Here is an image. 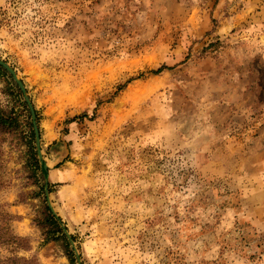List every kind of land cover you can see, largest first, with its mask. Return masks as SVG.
Wrapping results in <instances>:
<instances>
[{
    "label": "rangeland",
    "instance_id": "rangeland-1",
    "mask_svg": "<svg viewBox=\"0 0 264 264\" xmlns=\"http://www.w3.org/2000/svg\"><path fill=\"white\" fill-rule=\"evenodd\" d=\"M0 59V264H72L49 204L81 264H264V0H0Z\"/></svg>",
    "mask_w": 264,
    "mask_h": 264
},
{
    "label": "trees",
    "instance_id": "trees-1",
    "mask_svg": "<svg viewBox=\"0 0 264 264\" xmlns=\"http://www.w3.org/2000/svg\"><path fill=\"white\" fill-rule=\"evenodd\" d=\"M169 67L163 65L159 67L158 69L151 70L150 72L152 74H160L163 72L165 69H168ZM0 72L5 74V69L3 66L0 65ZM122 88V87H120ZM20 95V92H19ZM87 114L81 115L79 117H87ZM16 128V121L15 119L11 116L8 115L2 108H0V135L11 132L13 129ZM35 133L34 131H31V137L34 138ZM31 158L33 160L32 166L33 169L32 171L37 172L39 169L44 172L45 175H47V169L44 167V163L40 165L39 160L36 156V152L32 151ZM47 210V216L45 218V224L48 227V230L46 231V236H47V241L49 240H60L63 241V244L65 246L67 255L69 256L70 262L72 264L76 263V256L75 253L73 252L72 249H70L71 243L64 232V228L61 226L62 224V219L57 216L56 214L53 213L52 209L50 206H46ZM58 233H61L60 235H57ZM74 238V237H72ZM21 237L14 236L8 232L2 231L0 233V244H8L11 242V240H14L13 242L16 243V241L21 240Z\"/></svg>",
    "mask_w": 264,
    "mask_h": 264
},
{
    "label": "water",
    "instance_id": "water-1",
    "mask_svg": "<svg viewBox=\"0 0 264 264\" xmlns=\"http://www.w3.org/2000/svg\"><path fill=\"white\" fill-rule=\"evenodd\" d=\"M0 65L3 66V68L6 69L12 75L13 79L15 80V82L17 83V85L19 86V88L21 89V91L24 94V99L28 104V107H29L30 112L32 114L33 123H34L36 149H37L39 158L42 159L43 153H42V148H41V137H40L39 127H38V124L36 121V111H35L34 105L32 103V100L30 99V96L27 93L26 86H25L24 82L20 79V77L18 76V73L16 72V70L9 63L0 59ZM44 167L47 169L48 165L46 163H44ZM46 194L47 195L49 194L48 185L46 186ZM48 204H49V202H48ZM49 206L51 207L53 213L60 217V215L54 211L53 207L50 204H49ZM61 226L64 228L63 223L61 224ZM64 232L66 233L71 245L74 247V251L76 253L77 259H79V251L74 245L75 242H74L71 234L69 233V231L66 228H64ZM79 264H81L80 259H79Z\"/></svg>",
    "mask_w": 264,
    "mask_h": 264
}]
</instances>
